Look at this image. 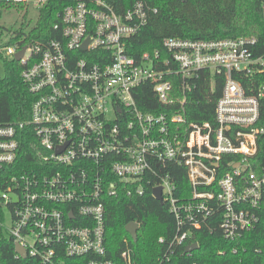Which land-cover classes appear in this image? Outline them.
<instances>
[{"label": "built area", "instance_id": "built-area-1", "mask_svg": "<svg viewBox=\"0 0 264 264\" xmlns=\"http://www.w3.org/2000/svg\"><path fill=\"white\" fill-rule=\"evenodd\" d=\"M58 1L56 38L0 51L13 59L24 48L20 78L35 98L28 120L0 125L2 229L37 264H118L106 259L105 199L160 187L175 232L158 238L155 264H252L241 242L264 216V54L255 55L257 40L167 38L161 51L135 59L127 51L146 24L143 3L117 13L105 0ZM48 2L0 0V13L11 6L39 11ZM216 77L223 85L213 123L187 122L190 82L214 84ZM147 86L166 112L139 109L136 97ZM24 128L36 139V165L17 172ZM168 164L186 169L188 199H178L161 174ZM204 229L227 245L199 263ZM119 259L134 264L128 247Z\"/></svg>", "mask_w": 264, "mask_h": 264}, {"label": "trees", "instance_id": "trees-1", "mask_svg": "<svg viewBox=\"0 0 264 264\" xmlns=\"http://www.w3.org/2000/svg\"><path fill=\"white\" fill-rule=\"evenodd\" d=\"M117 13H122L135 2L145 5L147 18L141 31L129 41L127 53L137 59L142 53L161 51L162 41L167 38L209 41L220 39L254 38L258 42L255 55L264 54V0H105ZM23 9L22 6H18ZM62 3L49 0L37 11L32 26L27 27V13L22 27L8 33L6 46L23 47L33 41L56 38L53 25L58 21ZM27 8V7H26ZM27 11V10H26ZM1 17V13H0ZM3 77L0 78V125L25 122L30 117L34 96L29 93L20 78L21 65L13 59L3 57ZM223 79L216 77L210 81L192 79L190 90L185 94L186 120L189 123H213L215 104L222 92ZM137 106L143 113H164L166 107L159 105L150 87H143L136 97ZM20 137L19 156L15 163L17 172L36 165V143L30 128L17 132ZM24 137V139H23ZM31 143V145H30ZM161 174H168L175 186L178 199H188L191 188L186 169L172 164L164 166ZM104 238L107 250L106 259L120 264L119 253L128 247L134 264H155L162 252L157 244L159 237L168 240L175 232V221L165 204L158 203L151 195V187L143 196L105 199ZM0 210V223L3 221ZM129 223L138 226L137 238L133 242L126 233ZM0 224V264H37L29 257L16 258L14 243ZM215 223L213 229H217ZM198 236L200 249L194 256L199 263L209 262L208 256H215L219 248L227 244L218 242L215 231L208 234L205 229ZM245 247L243 256L252 264H264V216L259 225L246 234L241 242ZM258 251V252H257ZM181 261L188 259L181 258Z\"/></svg>", "mask_w": 264, "mask_h": 264}, {"label": "rangeland", "instance_id": "rangeland-1", "mask_svg": "<svg viewBox=\"0 0 264 264\" xmlns=\"http://www.w3.org/2000/svg\"><path fill=\"white\" fill-rule=\"evenodd\" d=\"M23 9L17 6L7 7L1 10L0 17V51L4 50L8 42V33L12 31H17L22 27L21 23L23 21V17L25 13H27L28 25L32 26L37 18V11L26 7H22ZM27 10V11H26ZM3 53L0 55V78L3 77ZM10 221L8 214L5 213L4 226L6 228L9 227ZM4 233L7 234L6 230Z\"/></svg>", "mask_w": 264, "mask_h": 264}, {"label": "water", "instance_id": "water-1", "mask_svg": "<svg viewBox=\"0 0 264 264\" xmlns=\"http://www.w3.org/2000/svg\"><path fill=\"white\" fill-rule=\"evenodd\" d=\"M82 50H85V46L82 47ZM23 54H24V48H22L19 52H17L14 55L13 60H15L16 62H19L21 60V58L23 57ZM151 194H152V197L158 203H160L161 205L163 204L162 200H161V188L160 187L153 189ZM137 230H138V226L135 223H129L125 227L126 233L130 236V238L133 242L136 241ZM194 249H196L195 244L188 246L186 250H187V252H190ZM14 252H15V254L19 255L20 257H23V258L25 257V251L18 244L14 245Z\"/></svg>", "mask_w": 264, "mask_h": 264}]
</instances>
